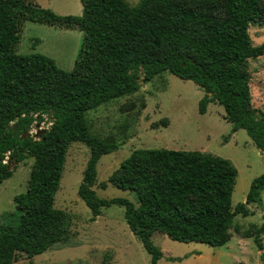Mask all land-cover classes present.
<instances>
[{
	"label": "trees",
	"instance_id": "obj_1",
	"mask_svg": "<svg viewBox=\"0 0 264 264\" xmlns=\"http://www.w3.org/2000/svg\"><path fill=\"white\" fill-rule=\"evenodd\" d=\"M80 16H58L31 0H0V183L19 164L33 159L24 193L13 198L17 220L0 218V264L31 260L70 239V216L54 207L67 150L89 148L77 194L93 222L103 208H124L133 235L157 264L163 253L156 234L180 243L225 246L232 233L252 238L262 250L264 224L242 229L234 219L260 202L264 175L251 182L244 203L232 207L237 171L225 159L199 151H133L108 182L137 194L98 198L92 187L100 158L117 145L92 135L89 111L139 90L164 73L193 82L202 92L198 112L223 108L232 132L245 130L264 158V111L252 106L248 64L264 54L249 29L264 26V0H81ZM25 22L78 29L82 42L71 71L41 54L16 53ZM48 120L39 136L34 124ZM28 134V135H27Z\"/></svg>",
	"mask_w": 264,
	"mask_h": 264
},
{
	"label": "rangeland",
	"instance_id": "obj_2",
	"mask_svg": "<svg viewBox=\"0 0 264 264\" xmlns=\"http://www.w3.org/2000/svg\"><path fill=\"white\" fill-rule=\"evenodd\" d=\"M58 16H80L81 0H31ZM185 1V0H180ZM189 1V0H188ZM128 6L140 0H125ZM249 35L254 46L264 42V26L253 25ZM83 34L78 29L65 30L34 22L23 24L16 53L41 54L52 59L56 66L69 72L81 46ZM250 91L252 106L264 111V54L250 60ZM139 90L89 111L86 119L92 135L114 143L117 148L98 161L96 196L110 200L127 199L138 206L137 194L121 190L108 182L130 154L139 149L199 151L228 160L236 169V184L232 207L244 203L251 182L264 175V158L245 130L232 132L224 110L209 104L205 114L198 112L203 92L191 81L164 73L150 82L139 79ZM50 126L48 120L34 124L30 135ZM89 158V148L80 142L72 143L66 153L54 207L71 218L70 239L66 245H56L31 260L19 257L14 264H150L151 257L141 242L129 230L124 208L111 205L91 221L90 210L79 198L77 190ZM13 171L0 183V218L9 223L17 220L13 198L26 190L33 159L19 164L5 158ZM251 214L237 216L234 221L246 230L250 225L264 224V188L260 202L248 206ZM234 236L225 246L211 247L201 243H180L156 234L153 244L163 257L157 264H264V234L262 250L252 238ZM241 236V235H240Z\"/></svg>",
	"mask_w": 264,
	"mask_h": 264
},
{
	"label": "water",
	"instance_id": "obj_3",
	"mask_svg": "<svg viewBox=\"0 0 264 264\" xmlns=\"http://www.w3.org/2000/svg\"><path fill=\"white\" fill-rule=\"evenodd\" d=\"M43 132H45V130H40V131H38L37 134H36V136H39V134H40V133H43ZM27 135H28V134H27ZM29 136H30V134H29Z\"/></svg>",
	"mask_w": 264,
	"mask_h": 264
},
{
	"label": "crops",
	"instance_id": "obj_4",
	"mask_svg": "<svg viewBox=\"0 0 264 264\" xmlns=\"http://www.w3.org/2000/svg\"><path fill=\"white\" fill-rule=\"evenodd\" d=\"M233 237H234V236L232 235L230 241L233 239ZM236 237H237V238H242V236H240V235H238V234L236 235Z\"/></svg>",
	"mask_w": 264,
	"mask_h": 264
}]
</instances>
